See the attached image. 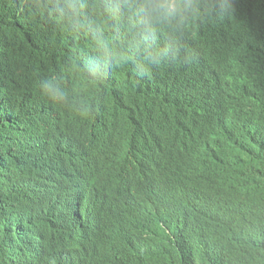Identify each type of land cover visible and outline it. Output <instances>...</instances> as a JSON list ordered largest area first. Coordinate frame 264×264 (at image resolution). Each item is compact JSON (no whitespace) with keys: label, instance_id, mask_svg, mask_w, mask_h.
Wrapping results in <instances>:
<instances>
[{"label":"trees","instance_id":"1","mask_svg":"<svg viewBox=\"0 0 264 264\" xmlns=\"http://www.w3.org/2000/svg\"><path fill=\"white\" fill-rule=\"evenodd\" d=\"M137 1L54 0L52 7L51 0H0V50L10 58L6 71L1 60L0 85L2 80L8 83L9 78L15 81L11 93L7 87H0V111L18 113L26 109L24 115H32L33 128H37L44 124L47 107L51 115H56L70 97L76 99L70 104L82 103L81 113L73 119L85 120V124L65 132L69 137L63 146L65 154L52 148L64 165L60 164L58 171L52 173V167L46 168L48 159L44 160L49 145L36 135L25 138L21 148L19 139L11 145L10 138L17 133L9 129L8 122L17 114L0 113V183L7 185L10 177L31 169L32 176L29 181L26 178L20 192L28 185L38 195L39 171L44 167L50 172V199L42 190L37 200L46 206L52 202V192L63 188V180L74 176L65 166L75 167L79 174L91 173L90 182L98 185V199L93 204L98 217L83 228L82 217L91 212L90 203L84 200L82 192L66 191L63 197L70 199L76 216L65 224L51 226L53 237L67 238L77 246L89 245L104 234L109 216H127L117 203V194L123 193L131 179L138 191L161 179L181 181L180 185L193 190L210 182L203 173L233 167L264 182V154L249 148L241 147L240 158L236 154L238 159L215 163L204 171L198 164L201 148L195 144L207 122L201 119V107L212 101L221 102L223 96L208 71H204L200 85L196 84L194 74L203 47L219 33L224 22L206 15L198 4L177 19L156 22L164 37L174 35L167 52L157 58L156 65L164 76L159 79L157 73L147 71L146 58L130 29L133 17L142 14ZM112 5L123 16L105 13ZM126 10L130 13H121ZM46 80L55 81L61 90L58 101L34 92ZM238 117L248 124L252 122L246 110L239 112ZM174 159L195 167L193 176L187 178L181 170L169 168ZM104 192L114 194L112 213L101 206L100 196ZM6 198L0 189V259L20 251L22 262L37 263L33 256L26 260L25 255L30 247L49 242L50 236L43 225H24L10 217L16 202ZM103 199L105 202L106 198ZM261 214L264 216V209ZM166 228L157 224L124 225V231L133 240L145 242L141 251L144 255L157 258L158 264H178L175 252L162 246ZM34 250L38 254L39 249ZM206 261L200 264H214Z\"/></svg>","mask_w":264,"mask_h":264},{"label":"clouds","instance_id":"2","mask_svg":"<svg viewBox=\"0 0 264 264\" xmlns=\"http://www.w3.org/2000/svg\"><path fill=\"white\" fill-rule=\"evenodd\" d=\"M51 4L53 7L54 0ZM196 4L203 7L206 15L224 22L219 33L203 47L198 71L194 74L196 84L200 85L204 71H208L217 81L223 96L221 102L206 103L200 110L201 119L207 122L203 124L200 139L195 145L201 148L198 164L204 171L215 163L239 157L241 147L264 154V0H138L137 9L142 14L133 17L130 29L146 58L147 71L157 73L159 79L164 76L156 65L157 58L167 52L174 35L169 33L164 37L161 27L155 23L177 19ZM105 13L123 16L114 5L109 6ZM121 13L129 14L130 11ZM3 55L1 49L0 77L1 60L6 71L10 59ZM150 59L153 69L147 67ZM13 62L8 66V73ZM168 80L171 81V77ZM14 82L12 78L8 83L2 80L0 87H7L11 93ZM34 92L52 101H58L62 95L52 80L42 82ZM72 100L76 99L67 97L56 115H51L47 107L43 113L44 124L37 128H33L35 118L24 115L26 109L18 113L1 110V114H17L8 122L9 129L17 133L10 138L11 145L19 139L18 147L21 148L25 138L36 135L50 148L44 155V160L48 159L46 168L52 167V173L58 171L59 165H63L62 157L52 148L65 154L67 151L63 146L69 141L65 132L85 124V120L73 119L81 113L82 103L70 104ZM244 110L252 116L250 124L238 117V113ZM260 135L262 144L257 143ZM193 161L196 165L195 157ZM173 162L168 164L169 168L181 170L187 178L193 176L195 167H188L175 159ZM65 168L74 176L63 180V188L52 192V202L46 206L37 200L42 190L50 199V172L44 167L39 171L38 195L28 185L24 192H20L26 178L29 181L32 176L31 169L10 177L7 185L0 183L1 191L7 195L6 200L16 202L10 217L24 225H43L50 236L49 242L30 247L25 255L26 260L33 256L37 260L34 264H158L157 258L141 252L146 245L143 240H133L124 231L126 223L132 227L167 226L162 246L175 252L178 264H200L204 259L214 264H264V216L261 214L264 207L258 205L264 202V182L253 179L239 168L205 172L202 176L210 178V182L206 187L193 190L180 185L181 181L161 179L138 191L131 179L123 193L117 194V203L127 216L123 219H111L109 216L104 234L89 245L81 246L67 238L59 240L53 237L51 226L54 223L65 224L76 216L70 199L63 197L66 191H80L84 200L90 203L91 212L87 211L82 217L83 228L93 217H98L99 212L93 206L98 199V185L90 182L91 173L79 174L75 167ZM257 192L261 194L255 197L253 194ZM113 195L104 192L100 196L101 206L108 212H111ZM200 202L212 204L200 205ZM207 206L210 208L203 210ZM177 225H180L179 229ZM34 248L39 249L38 254ZM20 254L17 251L14 256L1 258L0 264H33L22 262Z\"/></svg>","mask_w":264,"mask_h":264},{"label":"bare ground","instance_id":"3","mask_svg":"<svg viewBox=\"0 0 264 264\" xmlns=\"http://www.w3.org/2000/svg\"><path fill=\"white\" fill-rule=\"evenodd\" d=\"M113 21L114 20H116V18H113L112 19ZM121 23H124L123 21H121ZM154 65H153V62H152V60L150 59L149 60V62H148V64H147V67H148V69H149V67H150V69L152 68H154L153 67ZM218 95V93H216V96ZM257 143L258 144H262L263 143V140H262V136L260 135L258 138H257ZM264 159V158H263ZM250 162V161H249ZM251 166H253V161H252V159H251ZM247 172V171H246ZM248 173V172H247ZM221 184H219L218 185V187L220 186ZM229 189H230V187H229ZM259 194H261V192H257L256 194H253L255 197H258L259 196ZM191 195H193V193H191ZM263 195H264V193H263ZM233 199H236V198H233ZM93 200H95V197H93ZM205 204H207L208 206H210L212 203L211 202H200V205H205ZM227 204V203H226ZM260 207H264V202L263 203H261V204H258ZM206 207L207 209H203V210H208L210 207ZM230 206V205H229ZM226 210H228V209H223V211H226ZM29 220H30V218H29ZM178 227H177V229H179L180 228V225H177ZM177 232H179V234H181L182 233V231H180V230H176ZM172 250H169V252H171ZM226 260H227V258H226ZM205 263H207V261L205 262ZM213 263V262H212Z\"/></svg>","mask_w":264,"mask_h":264},{"label":"water","instance_id":"4","mask_svg":"<svg viewBox=\"0 0 264 264\" xmlns=\"http://www.w3.org/2000/svg\"><path fill=\"white\" fill-rule=\"evenodd\" d=\"M244 164H246V163H244ZM245 226H247V225H245Z\"/></svg>","mask_w":264,"mask_h":264}]
</instances>
